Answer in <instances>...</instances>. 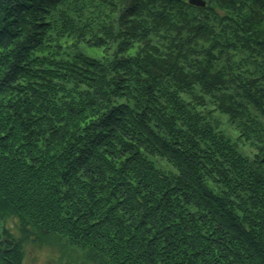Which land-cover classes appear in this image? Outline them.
Wrapping results in <instances>:
<instances>
[{"label": "trees", "instance_id": "1", "mask_svg": "<svg viewBox=\"0 0 264 264\" xmlns=\"http://www.w3.org/2000/svg\"><path fill=\"white\" fill-rule=\"evenodd\" d=\"M0 222V264H264V0H0Z\"/></svg>", "mask_w": 264, "mask_h": 264}, {"label": "rangeland", "instance_id": "2", "mask_svg": "<svg viewBox=\"0 0 264 264\" xmlns=\"http://www.w3.org/2000/svg\"><path fill=\"white\" fill-rule=\"evenodd\" d=\"M206 1V0H205ZM81 49L87 54L94 57H103L106 53L104 47H90L87 45H82ZM134 49L131 50L133 52ZM232 130V128H231ZM236 133H234L235 135ZM234 137V136H232ZM242 150H245L246 153L250 154V148L247 146H243ZM162 164H166L167 162L163 160ZM170 165L166 164V167ZM7 226L10 227L15 233H19L17 230L14 220L9 219L6 222ZM2 222H0L1 229ZM55 240V239H53ZM56 243H27L26 244V256H25V264H94L91 262H83V257L85 258L84 250L80 248L77 249L74 246L70 245L68 242L61 243L60 239H56ZM53 242V241H52ZM65 244V246H63ZM86 259V258H85Z\"/></svg>", "mask_w": 264, "mask_h": 264}, {"label": "water", "instance_id": "3", "mask_svg": "<svg viewBox=\"0 0 264 264\" xmlns=\"http://www.w3.org/2000/svg\"><path fill=\"white\" fill-rule=\"evenodd\" d=\"M189 2L192 4L202 5V6H204L206 4L205 0H189Z\"/></svg>", "mask_w": 264, "mask_h": 264}]
</instances>
